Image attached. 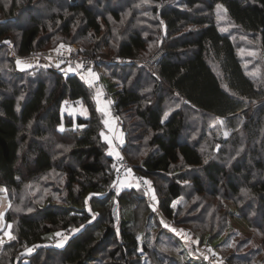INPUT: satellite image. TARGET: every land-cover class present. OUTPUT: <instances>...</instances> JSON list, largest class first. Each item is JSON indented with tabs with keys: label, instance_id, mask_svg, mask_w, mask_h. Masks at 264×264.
Returning a JSON list of instances; mask_svg holds the SVG:
<instances>
[{
	"label": "trees",
	"instance_id": "trees-1",
	"mask_svg": "<svg viewBox=\"0 0 264 264\" xmlns=\"http://www.w3.org/2000/svg\"><path fill=\"white\" fill-rule=\"evenodd\" d=\"M54 1L44 0L35 13L43 0H0V41L10 40L17 52L10 56L0 44V183L10 195L5 217L14 237L0 244V264H213L195 246L187 250L183 237L160 220L174 199L191 192L193 201L174 217L192 222L199 242L214 245L230 213L250 227L251 214L259 217L256 229L264 232V0ZM217 5L227 10L225 31L215 18ZM143 7L149 12H140ZM149 18L155 28L144 33L138 24ZM104 34L111 57L143 60L165 50L156 67L129 62L101 68L103 91L126 129L121 152L133 170L122 181L134 186L119 193L110 189L113 156L100 135L99 85L65 71L66 64L39 67L23 59L74 37L95 53ZM241 35L257 38L258 74L244 65ZM76 100L86 113L66 110L64 104ZM233 152L239 153L234 160ZM136 174L150 182L155 205L149 185L135 187ZM186 179L191 183H181ZM221 196L233 206H221ZM205 222L219 227L203 233ZM68 229L62 245L47 239ZM257 248L232 253L226 263L264 264Z\"/></svg>",
	"mask_w": 264,
	"mask_h": 264
},
{
	"label": "rangeland",
	"instance_id": "rangeland-1",
	"mask_svg": "<svg viewBox=\"0 0 264 264\" xmlns=\"http://www.w3.org/2000/svg\"><path fill=\"white\" fill-rule=\"evenodd\" d=\"M58 1L59 0L54 1L55 4H58ZM112 3L114 4L115 0H112L111 4ZM44 4H45V2L43 0V3L41 2L40 5L38 4L39 6L36 5L40 9L37 10V11L35 10L34 12L35 13H40L41 11H43ZM138 6L141 7V5H138ZM146 10H147V8L144 9V7H143V9L140 12H146ZM148 12L149 11H147L146 13H148ZM218 13H219L220 16H225V19L218 20V18H217ZM214 14H215L216 21L218 23H220L219 25H220L221 29H227L228 26H230V24H228L229 23L228 22L229 19H228L227 13L225 14V12H223L222 10H218L217 7H216L215 10H214ZM126 15H128V13ZM25 17H26V14H22L19 17V21L21 23L24 22ZM129 17H126L125 19H128ZM150 20H151V18H149L148 20L143 21V22L139 21V24H138L139 27L140 28L142 27V29L143 28L145 29L144 33H150V31L151 30L153 31L154 28H155V26L153 25L152 22H150ZM59 35L60 34L53 35L54 38L52 37V40H54L55 37L57 38V36H59ZM103 37H102L103 39L100 40V43H99V45L96 48V51L102 57L110 58L111 56L108 53V50H110V46L106 42L107 41L106 39L108 38V34H104ZM238 41L243 44L241 46V48L239 49V51H240V54H241V56L243 58L244 65H246V66L252 65L251 67L255 70L253 72L258 74L259 73L258 72V68H259V65H260L259 61L262 59V56H261V53L259 52V49L257 48V46H258L257 45V38H252V37L241 35L238 38ZM67 43L68 44H60V45H66L65 46V48H66L68 45L72 44L74 47L77 46V47L83 49L84 51H86L87 53H89L86 50V48L82 46L81 42L79 40H77L76 37L72 38ZM60 45H58L54 49H51V50L43 49L42 51H49L50 54L54 55V54L60 52L61 50L65 49V48H61ZM241 50H243V51H241ZM249 52L254 53V55H249L248 54ZM23 59H31L32 60V58H29V56H25V57H23ZM49 60H50V62L53 65H55L57 63H60L53 56H50ZM67 68H69V66L66 67V69ZM102 70L103 69L99 70L100 71L99 74L102 72ZM103 81H105V78H103ZM98 88H99L98 90L102 93V91L104 90L102 88V86L99 85ZM99 101H100V97H99ZM102 102H104V101H102ZM169 102H170V104H173L172 100L169 101ZM96 104H97V107H98L97 96H96ZM64 106L66 108H68V109H66ZM64 106H62V109H61L62 112L66 109V110L70 111L75 116H76V114L78 112H81V113H86L87 112L86 109L83 108V106L81 104H79L78 108L77 107H72V108L69 109L70 105L66 102L64 104ZM99 106H102L101 101H100ZM107 111H108V108H107ZM109 114H108V116H105V119H108L110 117L111 114L110 115ZM190 114L195 115V116H201V113L197 112V111H195L193 113L191 111ZM111 117H112V115H111ZM202 120H208V117H204L203 116ZM219 121H220V119H219ZM214 122H215V125H216V123H217V125L219 124L218 120H215ZM187 123L188 124H186V125L189 126V121L188 120H187ZM114 124H115V122H114ZM220 125L221 124L218 125V131L219 132H220ZM115 127H116V124H115ZM222 130H223L222 131L223 133L225 131H227L229 133V131H230V130H228L226 128H224ZM102 131L105 133V135L109 136L112 139V142H113V145H114V139H113V136L111 134L110 128L109 127H105V125H104V128L102 129ZM115 131H116V128H115ZM124 135H123V137H124ZM107 146L109 148L108 144H107ZM116 150L119 151L117 148H116ZM237 153L238 152H233V154L230 155V159H233V160L236 159L235 157H236ZM240 153H242V151ZM129 169H131V167ZM132 172H133V170H132ZM181 183L190 184L191 180H189V179L182 180ZM0 188L4 189V191H0V213H3V219L0 220V244H2L4 242L10 240L9 239V235L11 237H13V231H12L11 227L10 228L8 227L9 225H11V222L7 221L6 217H5L6 211H7L8 207L10 206V195H9V192L6 190L5 186L3 184H1V183H0ZM189 189L190 188H188L186 190L187 193H188ZM148 194H149V198L151 199L152 204L155 205L156 202H154L152 200V198H151L152 195L154 194L153 190H152V192H148ZM191 195H192V192L190 194H187V195L185 193V194H182L181 196H179L178 198L174 199L173 201L179 200V203H177L176 207L175 208L171 207L170 214H167L165 216H160V220L162 221V223H164V225H167V227H169V229L174 234H177L180 237H183L184 242H185V247H186L187 250L188 249H192V247L195 246V248L200 253H202L208 259V261H210V262L213 261L214 262V263L212 262L213 264H227L226 263V258L229 255H231L232 253H237L238 254V252H247L250 249L253 250L254 248H257V247H258L257 251H258V254H259V255L257 254L258 257L259 258H264V234H263L264 232H260L258 229H256L257 223L259 221V219H258L259 217L255 216L253 214H251V217H250V219H252V221H253L252 224H251V227L249 226V224H247L246 220L241 219L235 213L228 214L227 215L228 224L225 227L222 226V227L219 228L218 233H220L219 234L220 238H218V241L216 243H214V245L213 244L209 245V244L202 243V242H199L198 240H196L194 235H193V232L191 231L192 228L193 229L196 228L195 226L192 225V222L190 224L186 223L185 225H183V224H181V222L179 223L178 221H176V218L180 219V217H181V215L183 213L182 211H184L190 205V203L193 201V200H191V197H189ZM204 197L212 200L213 201V206H215V205L217 206L216 199H214V198H212L210 196H206V195ZM217 199H218V202H220L221 206L225 205V207L228 206V208L229 207L231 208L233 206L232 202L227 197L221 196V197H218ZM156 201H157V198H156ZM173 201H172V203H173ZM181 208H182V211H181ZM174 215L176 216V218L174 217ZM185 226H187V227L185 228ZM199 226H201L203 228L202 229L203 233L206 232V231H210V232H212L214 230L216 231V229H218V227H219V226L218 227L217 226H210L209 223H207V222L201 223ZM209 227H211V228H209ZM173 229L175 231H173ZM6 232L9 233V235H5ZM58 232L61 233V234H65V232H61V231H57L56 233H58ZM56 233H54L52 235H47V239H50L49 241H51L50 243H52V244L61 245V242L63 243V241L65 240L63 238L65 236H68V235H65V236L61 235V236L58 237V236L55 235ZM179 233H184L185 235H180ZM242 239H246L248 242L245 243V244H242L241 243ZM209 250H211V251H209ZM239 263L243 264L241 262H239Z\"/></svg>",
	"mask_w": 264,
	"mask_h": 264
},
{
	"label": "built area",
	"instance_id": "built-area-1",
	"mask_svg": "<svg viewBox=\"0 0 264 264\" xmlns=\"http://www.w3.org/2000/svg\"><path fill=\"white\" fill-rule=\"evenodd\" d=\"M0 44L4 45L8 49V53L10 56H17V52L14 49L13 43L8 40H2L0 41ZM70 48L71 51H67L66 49ZM165 50L164 48L160 47L156 49L154 52H152L146 59L143 60H134V59H129L128 57H122V56H114V57H102L100 54L97 52L95 53H87L83 49L79 47H74L72 44L68 45L65 49L61 50L60 52L52 55L50 54L49 51H32L29 53V58L33 66H47L52 64L49 60L50 56H53L56 58L61 64H66L69 67L75 68V66L79 63L83 65V68L78 71H73L74 73L78 75H85L87 74V70L89 68L92 69V71L95 73V78L92 77H87L88 79H93V83L101 85V78L99 77V70L102 68L103 64H125L129 62H134L136 64H143L147 67H156L161 58L164 56ZM101 99L104 102L111 101L112 103L107 106L108 112L112 115V118L116 124V133L114 134V146L119 150L120 155L122 157L121 160L117 161V159L113 156V160L111 163V168L113 171V181L110 184V189L111 191L117 192L116 188L113 186V182H120L123 179L127 177L126 174V169H129L131 167V163L128 160V158L121 152V144L117 142V136H119L118 132L122 135L125 134V126L122 118L118 115L117 108L112 100L111 95L103 91L101 95ZM69 105H72L75 103V105L78 107L81 102L79 100L76 101H70L67 102ZM115 165V167H113ZM117 169L120 171L118 172ZM136 177L142 178L138 174H136ZM144 178L139 179V183L142 187L146 188V185L143 183ZM111 214L114 220H118L119 217V208L117 203H113L111 207ZM72 233V229H68L65 231V234H62L63 236L65 235H70Z\"/></svg>",
	"mask_w": 264,
	"mask_h": 264
},
{
	"label": "snow or ice",
	"instance_id": "snow-or-ice-1",
	"mask_svg": "<svg viewBox=\"0 0 264 264\" xmlns=\"http://www.w3.org/2000/svg\"><path fill=\"white\" fill-rule=\"evenodd\" d=\"M89 2H91V0H89ZM216 7H217L218 10H222V11L225 12V14H226L227 10L224 9L222 5H217ZM217 18H218V20H221V19H225V16H220L219 13H218ZM109 19H111V17H109ZM162 23H163V22H162ZM221 31H225V29H221ZM60 47H61V48H65L64 45H60ZM66 50H67V51H71L70 48H68V49H66ZM241 51H243V50H241ZM248 54H249V55H254V53H251V52H249ZM17 65H18V68H19L20 70H23V68L21 67V62H20L19 60L17 61ZM24 67H31V65H24ZM55 67L60 68V63L55 64ZM82 68H83V65L78 63V64L75 66V68L69 67V68L65 69V71H67V72H73V71L81 70ZM87 77L95 78V73L92 71L91 68H89V69L87 70V74H86V76L82 74V79H85V82L88 83V84L91 86L92 83H93V79H88ZM148 90H149V89H146L145 91H148ZM101 95H102V93L98 90V91H97V103H98V109H97V110H98V111H102V112L104 113L105 116H108L107 106L110 105L112 102H111V101H107V102H105V104H104L103 106H99V104H100L99 97H100ZM21 98H23V97H21ZM177 107H179V105H177ZM18 110H19V108H18ZM168 115H169V113H165L164 118H163L162 121H161L162 123H163V120H164V119H167ZM103 123H104L105 127H109V128L111 127V125H110V121H109L108 119H105V120L103 121ZM218 123L221 124V126H222L224 122H223V121H218ZM78 127H82V126H78ZM60 131H63V128H62V127L60 128ZM100 135H101V137L103 138V140L109 145V148H108V150H107V155H109V156H114V157L117 159V161L121 160L122 157H121V155H120V152L116 150L115 146L113 145L112 139H111L109 136L105 135V133H104L103 131L100 133ZM228 135H229V133H228L227 131H225V132H224V136L227 138ZM116 139H117V142H118L119 144H123V143H124V139H123V135H122V134L119 135V136H117ZM218 147H219V146H218ZM64 150L67 151L68 149L65 148ZM142 154H143V153H142ZM237 155H239V153H237ZM113 167H115V165H113ZM117 171L119 172L120 170L117 169ZM126 174H127L128 176H132V170H131V169H126ZM139 179H142V178H139ZM139 179H138L137 184L135 185V187H137L138 189H139V186H140V185H139ZM143 183H144L145 185H149V187L147 188V192H152V189H151V187H150V182L147 181V180H143ZM185 183H186V182H185ZM113 186L116 188L117 193H119V191H120L121 188H124V187H129V188H131V187H133L134 185H133L132 183H124L123 181H120V182H116V181H114V182H113ZM0 191H4V189L0 188ZM242 191H244V190H242ZM147 192H146V194H147ZM151 198H152V200H153L154 202H157V201H156V196H155V194H153ZM181 199H182V198H181ZM177 203H179V200H177V201H173V203L170 205V207L175 208L176 205H177ZM153 210L155 211L156 209L153 208ZM17 211H19V209H17ZM28 211L30 212L31 209H28ZM2 219H3V213H0V220H2ZM8 227L10 228L11 225H9ZM165 227H167V225H165ZM73 231L75 232V231H78V230L73 229ZM173 231H175V230L173 229ZM179 234H180V235H185L184 233H179ZM5 235H9V233L6 232ZM55 235L59 237V236H61L62 234L58 232V233H56ZM13 238H14V237H11V236L9 235V239H13ZM63 239H67V237L65 236ZM138 239H139V238H138ZM61 245H62V242H61ZM58 246H59V245H58ZM230 246H231V245H230ZM209 251H211V250H209ZM31 252H32V249H27L25 254H26V255H27V254H31Z\"/></svg>",
	"mask_w": 264,
	"mask_h": 264
},
{
	"label": "crops",
	"instance_id": "crops-1",
	"mask_svg": "<svg viewBox=\"0 0 264 264\" xmlns=\"http://www.w3.org/2000/svg\"><path fill=\"white\" fill-rule=\"evenodd\" d=\"M100 101H101V104H102V105L105 104V102H102L101 97H100ZM108 114H109V113H108ZM109 115H110V114H109ZM108 120L110 121V125H111V127H110L111 134H112V136L114 137V134L116 133V131H115V128H116V127H115V124H114V121H113L111 115H110V117L108 118ZM118 134L121 135L119 132H118Z\"/></svg>",
	"mask_w": 264,
	"mask_h": 264
}]
</instances>
